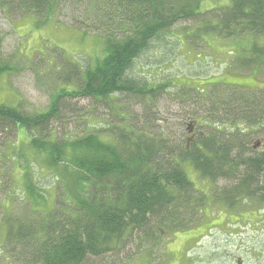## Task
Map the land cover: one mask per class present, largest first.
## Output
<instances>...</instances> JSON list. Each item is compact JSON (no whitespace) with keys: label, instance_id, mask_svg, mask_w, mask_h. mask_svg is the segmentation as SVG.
I'll return each mask as SVG.
<instances>
[{"label":"trees","instance_id":"16d2710c","mask_svg":"<svg viewBox=\"0 0 264 264\" xmlns=\"http://www.w3.org/2000/svg\"><path fill=\"white\" fill-rule=\"evenodd\" d=\"M201 1L80 0L76 20L83 33L103 32V55L92 66L65 61V79L72 83L76 79L74 87L55 94L44 111L27 113L0 103V126L5 123L16 133L22 130L62 188L76 198V208L61 204L56 197L55 206L43 214L30 203L31 215L8 218L4 225L0 222L7 248L0 251V264H86L90 258L118 251L135 232L140 234V244L156 245L162 232L187 231L201 219L207 196L193 186L185 163L202 179L225 183L212 196L227 211L246 202L264 205V147L257 150V143L250 141L256 135L264 144L262 87L225 82L202 87L177 84L173 95L191 108V113L179 114L183 121L192 122L186 128L188 132L193 127L191 136L184 139L177 130L171 135L144 125L138 130L111 125L103 127V134L91 131L63 140L51 129L55 119H61L63 94L102 103L118 94L140 101L160 95L168 85L136 80L127 70L150 41L178 21L192 20L189 31L197 39H205L204 35L230 40L247 34L264 36V0H230L228 5L204 11ZM22 2L27 10L47 17L59 0ZM114 9L121 19L118 27L90 29V20L104 23L108 11ZM240 49L242 53L233 55L227 67L254 76L264 74V45L254 40ZM12 140H5V145ZM36 185L28 184L27 191L40 198Z\"/></svg>","mask_w":264,"mask_h":264},{"label":"rangeland","instance_id":"374dc122","mask_svg":"<svg viewBox=\"0 0 264 264\" xmlns=\"http://www.w3.org/2000/svg\"><path fill=\"white\" fill-rule=\"evenodd\" d=\"M79 1L59 0L46 17V14L27 10L22 0H0V103L18 106L27 113L44 111L55 94L74 87L76 79L73 83L65 79L68 68L65 61L75 60L82 67L92 66L95 59L103 55L104 42L100 36L103 32L95 28L114 29L121 19L116 9L108 11L104 23L90 20V29L96 32L83 33L82 25L76 20L80 17ZM229 2L202 0L200 10L218 8ZM192 25V20L172 25L167 33L150 41L127 70L136 80L168 85L160 95L145 96L140 101L130 94H118L102 103L88 97L69 99L63 94L59 104L61 119L51 124L57 137L63 140L91 131L103 134V127L111 125L136 130L144 125L171 135L177 130L184 134V139L191 136L193 127L188 132L186 128L192 122L183 121L179 114L183 117L185 112L191 113V108L173 95L177 84L202 87L211 82H225L264 88V74L254 76L227 67L233 55L242 53L241 47L249 46L254 40L264 45V36L247 34L230 40L204 35L205 39H197L191 37ZM234 72L240 74L233 75ZM16 132L5 123L0 126L2 225L6 219L31 215L30 203L42 212L40 214L47 212L55 206L56 197L61 204L76 208V198L66 193L54 172L43 163L44 158L30 147L29 137H24L22 130ZM5 140L12 142L5 145ZM250 141L257 143V150L264 147L259 136H252ZM183 168L193 186L207 196L201 219L194 227L171 234L162 232L156 245L154 242L140 244V234L135 232L118 251L90 258L86 264H264V205L246 202L227 211L228 208L216 203L212 196V192L225 186L223 181H206L187 163ZM33 182L37 183L40 198L28 194L27 185ZM2 233L0 251L7 250ZM0 263H3L1 259Z\"/></svg>","mask_w":264,"mask_h":264}]
</instances>
